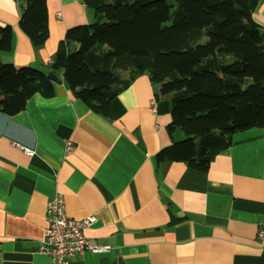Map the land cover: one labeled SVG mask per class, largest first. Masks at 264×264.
<instances>
[{
  "label": "crops",
  "instance_id": "obj_1",
  "mask_svg": "<svg viewBox=\"0 0 264 264\" xmlns=\"http://www.w3.org/2000/svg\"><path fill=\"white\" fill-rule=\"evenodd\" d=\"M22 1L0 0V27L12 30L0 60L16 68L49 66L65 31L93 21L82 0H46L39 27L47 40L35 48L18 28ZM253 18L264 30V0ZM155 92L140 75L101 117L60 81L50 97L35 94L19 113H0V264H51L37 249L57 194L68 217H94L84 236L110 248L69 264H264L256 238L264 227V127L234 133L206 172L157 166L154 156L170 144V113L164 98L150 110Z\"/></svg>",
  "mask_w": 264,
  "mask_h": 264
},
{
  "label": "trees",
  "instance_id": "obj_2",
  "mask_svg": "<svg viewBox=\"0 0 264 264\" xmlns=\"http://www.w3.org/2000/svg\"><path fill=\"white\" fill-rule=\"evenodd\" d=\"M93 16L65 31L43 68L0 60V113L15 115L33 95L50 97L60 81L72 99L106 117L113 99L146 75L155 100L169 103L170 144L155 164L206 172L233 134L264 127V30L253 18L259 0H82ZM20 32L35 48L47 33L46 0H23ZM12 30L0 27V53ZM249 80L253 89L242 84ZM230 110L231 121L225 119Z\"/></svg>",
  "mask_w": 264,
  "mask_h": 264
},
{
  "label": "built area",
  "instance_id": "obj_3",
  "mask_svg": "<svg viewBox=\"0 0 264 264\" xmlns=\"http://www.w3.org/2000/svg\"><path fill=\"white\" fill-rule=\"evenodd\" d=\"M149 108L155 111V99L149 101ZM23 152L30 154L31 151L22 148ZM74 145L70 140H65L64 151L72 153ZM45 218L47 227L44 237L37 249V253L46 256L51 264H69V260L81 254H102L110 251L106 245H99L87 239L83 229L94 222L93 216L82 220H74L65 213L64 200L61 195H54L46 205ZM257 245L264 251V227L257 231Z\"/></svg>",
  "mask_w": 264,
  "mask_h": 264
},
{
  "label": "rangeland",
  "instance_id": "obj_4",
  "mask_svg": "<svg viewBox=\"0 0 264 264\" xmlns=\"http://www.w3.org/2000/svg\"><path fill=\"white\" fill-rule=\"evenodd\" d=\"M242 88H243V89H246V90H252V89H253V86H252V83H251L249 80H247L246 83H243V84H242ZM225 119H226L228 122L231 121V112H230V110H227V111L225 112Z\"/></svg>",
  "mask_w": 264,
  "mask_h": 264
}]
</instances>
